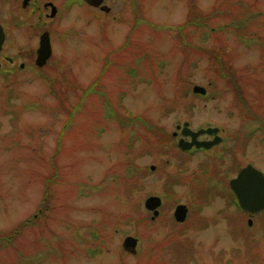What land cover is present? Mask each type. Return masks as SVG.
<instances>
[{"label":"rangeland","instance_id":"rangeland-1","mask_svg":"<svg viewBox=\"0 0 264 264\" xmlns=\"http://www.w3.org/2000/svg\"><path fill=\"white\" fill-rule=\"evenodd\" d=\"M223 1L106 0L110 15L75 6L63 19L55 68L13 73L9 86L0 71V235L8 225L12 234L6 264H264V213L249 226L229 186L248 164L264 173V0H246L259 13L245 25L249 41L223 15ZM194 6L196 17L214 16L207 27H186ZM121 7V19L113 18ZM224 66L236 71L241 92L216 74ZM101 72L98 88L129 118L118 124L91 92L68 127V113L53 111L57 92L75 103ZM196 85L207 94L194 95ZM141 121L165 134L152 135ZM185 122L194 131L217 126L223 142L183 154L171 135ZM59 146V180L43 204ZM214 164L225 188L210 189L217 181L204 168ZM221 189L225 195L214 193ZM151 195L164 202L153 225L140 222L151 219L144 207ZM178 204L189 214L175 225ZM36 213L37 223L23 227ZM171 230L178 238L167 239L162 259L165 247L155 245ZM129 235L140 240L136 254L123 248Z\"/></svg>","mask_w":264,"mask_h":264},{"label":"flooded vegetation","instance_id":"flooded-vegetation-1","mask_svg":"<svg viewBox=\"0 0 264 264\" xmlns=\"http://www.w3.org/2000/svg\"><path fill=\"white\" fill-rule=\"evenodd\" d=\"M105 1L100 5H94L91 0H0V25L5 33V40L2 43L3 48L0 51V71L6 70L7 74H9L5 81L6 86L13 83L9 80L13 73L17 74L25 71L42 73L49 68L51 69V67L55 68L56 65L50 66V64L57 60L63 19H67V16L71 14L75 6L89 9L90 14L96 12L110 15L112 8L108 7ZM121 12L122 7L113 18L121 19V16L118 15ZM44 37L49 39L51 46V55L46 60L44 59L45 61L39 58V52L42 48L41 41ZM20 40H23V42H20ZM40 62H44L43 65H40ZM47 66L50 67L47 69ZM57 81H51L52 87L57 85ZM173 136L178 138L177 143L182 138L186 141H191L190 136L184 137L182 135V129L177 134L174 132ZM208 137L203 138L200 136L198 140L210 141L214 139V136ZM199 151L206 150L193 148L189 152ZM42 211L41 209L39 210L40 214ZM248 217L250 218L251 215H248ZM38 218V213L34 214L33 219H26L23 227L36 224ZM8 228L0 235V262H4V264L10 259V246L12 244V234L9 225Z\"/></svg>","mask_w":264,"mask_h":264},{"label":"trees","instance_id":"trees-1","mask_svg":"<svg viewBox=\"0 0 264 264\" xmlns=\"http://www.w3.org/2000/svg\"><path fill=\"white\" fill-rule=\"evenodd\" d=\"M245 2H246V5H245ZM221 6H222V8H224L225 9V11H226V13L225 14H223L225 17H228V18H230L231 19V25L232 26H234V27H236L237 26V28H238V30L240 31V35H242V37H243V39H245V40H247V41H249L250 40V33H248L246 30H245V25H247V24H249L250 22L249 21H252V20H256V19H258V17L257 16H259V13L258 14H251V9H253V8H257V5L256 4H251V2H247L246 0H241V1H234V0H224L223 1V3L221 4ZM241 6V7H240ZM235 7H239L241 10H242V12H241V14H240V12L239 13H236L235 11ZM243 9H244V11H243ZM245 9H246V11H245ZM193 11H194V15L195 16H191V18L189 19V21L187 22V25H186V27H188V25H194L195 27L196 26H203V27H207V24H208V20L210 19V18H213L214 16L212 15V14H209V15H204V16H202V18H199V16L201 15V13H200V15H198L197 17H196V13H197V9H196V6H194L193 7ZM216 17L218 16L217 14H214ZM261 16H262V14H261ZM136 23H140V19H137L136 18V22H135V24ZM186 27H181V31H185V28ZM197 49V48H196ZM201 50V49H200ZM207 52H209V51H207ZM211 53V55L213 56V58L215 59H217V56L216 55H214L212 52H210ZM215 59V60H216ZM108 60H106V62H107ZM221 70H222V72H218V71H216L217 73L216 74H218L220 77H222V79H224V81H229L230 83H232L233 85H235V88L236 89H238L240 92L242 91V89H243V87L242 86H240V80H239V78L237 77V75H236V71H234L233 69H231L230 67H227V66H224V67H222L221 68ZM220 70V71H221ZM129 72H131V70H129ZM104 74L105 73H103V72H101L100 73V75L98 76V78H97V80L96 81H94L93 82V84L90 86V87H88V88H86L83 92L84 93H82V95H80L79 97V99H78V101H76L75 103H72V104H70L69 102H67V100H68V95L67 94H60L59 92H57V100H58V103H57V106H55L56 108H53V111H58V110H62V112L63 111H65V112H67L68 114V124H67V126L69 127V125H70V127L72 126V120L74 119V117H75V115L77 114V113H79V112H81V109H82V104H84L83 103V100H87V96L91 93V92H94L95 94H98V95H100L101 97H103L104 99V103L106 104V107H107V113H108V115L110 116V117H112V118H114L115 119V121L118 123V124H124L123 122H124V119H126V118H129V117H125L124 116V114H122V113H120V110L119 109H116V108H113V105H112V103H111V100H110V98H108L107 96H106V94H104L103 92H102V90H100L99 88H98V85H99V82L102 80V78H103V76H104ZM228 78V79H227ZM227 79V80H226ZM73 89L74 88H78V85L74 82L73 83ZM56 86H53V88H55ZM235 92H236V90H235ZM250 103V102H249ZM121 105V104H120ZM122 106V105H121ZM247 110H248V107H247ZM12 113V112H11ZM16 115H17V113H15ZM134 117H132L130 120H131V122H132V124H134L133 122H135V121H137V119L138 118H136L135 117V120L133 119ZM134 120V121H133ZM142 123H143V125L145 126V128H147L148 129V132L149 133H151L152 135H158L159 136V134H165L164 133V131H163V129L162 128H160V127H157V126H154V125H150V124H148V122H145V121H141ZM263 126V125H262ZM262 126H260V127H258V128H256V127H254L253 128V133H252V129L250 130L251 131V133H249L248 134V136H252V135H254V132L255 131H260V130H263V127ZM160 131V132H159ZM159 133V134H158ZM163 136V135H162ZM171 140H173V138H175L173 135H171ZM59 143V142H58ZM61 146V145H60ZM60 146H59V148L57 149V151L55 152L56 154H55V156L53 157V158H51V164H52V168H53V170L54 171H52V173H50L51 175H50V177L49 178H47V185H46V188H45V192H44V202H43V204L45 203V202H47L49 199H51L52 200V198H53V188H54V185L58 182V180H59V174L57 173V171L55 170V162H56V158H57V156H58V154H59V152H60ZM178 146V144L176 143V141H174V145L172 146V148H176V149H178L180 152H181V150L177 147ZM149 148H151L152 149V147H149ZM157 153H158V151H157ZM223 158V155L222 156H220L218 159H222ZM127 166H129L130 168L131 167H135V164L133 163V162H129L128 164H127ZM208 169L209 168V172H210V176H213V177H211V178H215L214 180H216L217 181V183L215 182V181H213V183H211V185H209L210 186V189L212 190V189H214V184H218V185H220V186H223L224 188H225V186L223 185V183H222V180L221 179H219V172L216 170V164H214V165H212V166H206L204 169ZM212 169V170H211ZM208 172V171H207ZM208 172V173H209ZM54 173V174H53ZM130 174L131 175H133L134 174V172L133 171H131L130 172ZM173 179H175V178H173ZM177 179V178H176ZM178 180V179H177ZM219 180V181H218ZM171 185H173L172 184V180H171V183H170ZM133 186H136V185H133ZM129 190V189H128ZM220 192H214V193H216V194H218V195H220V194H223V195H225L224 193H223V191H222V189L221 190H219ZM231 195V199H232V204H234L235 206H236V209H237V211H239L241 214L243 213L242 211H241V209L239 208V206H238V204H237V201H236V198H235V196L233 195V194H230ZM43 210H46V206H45V208L43 207ZM244 214V213H243ZM127 216H129V214H126ZM126 215H125V217H126ZM136 221H137V219H136ZM140 222H147L148 224H150V225H153L154 223H155V221L153 222L152 220H149V218L148 217H142L141 219H140ZM173 224H177V222L175 221V220H173ZM172 232H175L174 230H171V231H169V233L166 235V239L164 240V241H159L155 246H157L156 248H158V247H165L164 249H162L161 250V256H162V259H164V256L165 255H169L170 254V250H168L167 248H166V241H167V239L168 238H170V237H173V239H175V238H178L177 236L178 235H175L174 233H172ZM168 242V241H167ZM159 251V250H158ZM160 252V251H159ZM246 255H247V252H246ZM160 256V257H161ZM177 256H180V253H178V255H175V257H177ZM244 257V256H243ZM243 257L242 258H238L239 260L241 259V260H243ZM159 258V257H158ZM157 258V259H158ZM166 258V257H165ZM172 258H174V255H173V257ZM172 258H171V260H172ZM233 258L234 259H236V256H233ZM155 259V258H154ZM156 260V259H155ZM228 263V262H227Z\"/></svg>","mask_w":264,"mask_h":264},{"label":"water","instance_id":"water-1","mask_svg":"<svg viewBox=\"0 0 264 264\" xmlns=\"http://www.w3.org/2000/svg\"><path fill=\"white\" fill-rule=\"evenodd\" d=\"M104 0H91V3L94 5H100ZM105 8V7H103ZM5 40V33L3 27L0 25V51L3 48ZM42 48L39 52V58L45 61L51 55V46L49 39L45 37L42 39ZM46 51V52H45ZM45 59V60H44ZM44 62H40V65H43ZM195 93H200L202 95L206 94L205 87L196 85L193 89ZM180 128V127H179ZM219 128L209 127L207 129H200L198 131H193L189 127V123L184 124L182 131L183 136H190L191 141H186L181 139L179 141V146L182 150H190L193 147L210 149L214 145H217L221 141V137L217 134ZM214 135L215 138L211 141H199L198 137L200 135ZM151 170H155V166H151ZM230 188L235 194L237 201L241 209L250 215H257L264 211V173L257 169L252 164H248L244 168L240 169L238 175L230 181ZM163 204L161 197L152 195L145 200V208L153 212L152 220H155L160 215V209ZM188 208L184 204L178 205L174 212V217L177 222L183 223L188 216ZM249 225H252V219L248 222ZM140 240L134 236H127L123 242V248L129 253L136 254L137 247Z\"/></svg>","mask_w":264,"mask_h":264}]
</instances>
